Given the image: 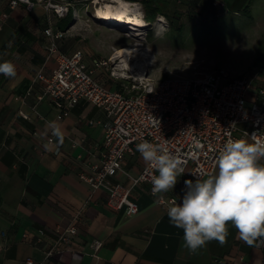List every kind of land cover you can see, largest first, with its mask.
<instances>
[{"label": "crops", "instance_id": "obj_1", "mask_svg": "<svg viewBox=\"0 0 264 264\" xmlns=\"http://www.w3.org/2000/svg\"><path fill=\"white\" fill-rule=\"evenodd\" d=\"M8 2L0 0V15L6 14L0 27V62L12 61L17 75L0 74V264H25L27 257L38 264H264V247L247 246L231 223L225 244L213 240L196 253L189 252L182 246L183 230L169 221V206L158 201L159 195L152 194L146 182L132 188L138 212L128 215L124 206L109 207L106 189H91L80 180L79 168L101 159L106 114L81 99L58 117L60 111L48 97L38 99L43 81L37 76L50 73L56 65L54 55L48 56V37L43 31L48 21L64 32L59 49L65 53L81 49L90 64L98 40L90 42L83 34L92 22L91 16L80 15L88 12V5L84 6V0H67L69 12L57 17L39 4L27 11L24 6L12 9ZM155 2L174 21L188 15L216 19L225 11L252 18L256 7L264 5V0H222L218 7L211 0ZM131 3H138L142 11L140 2ZM162 20L167 19L158 14L156 21ZM98 72L95 76L101 81ZM46 121H56L65 132L59 151L44 147L56 142L45 128ZM144 163L140 155L126 156L124 170L113 181L130 186L129 175H136ZM185 180H195L188 168L173 190L159 194L174 196L180 203ZM73 222L77 233L48 256L58 234ZM94 239L102 241L97 259L91 246Z\"/></svg>", "mask_w": 264, "mask_h": 264}, {"label": "built area", "instance_id": "obj_2", "mask_svg": "<svg viewBox=\"0 0 264 264\" xmlns=\"http://www.w3.org/2000/svg\"><path fill=\"white\" fill-rule=\"evenodd\" d=\"M221 3L222 0H211L213 7ZM37 4L57 17L65 16L70 9V3L63 0L8 2L12 9L24 6L27 11ZM5 16L0 15V27ZM43 31L48 37V56L54 55L56 65L50 73L38 74L37 77L43 81L38 99L48 97L59 109L58 117L81 99L92 102L106 114L101 159L82 165L78 177L91 189H106L110 208L124 206L128 215L137 213L138 205L132 198V188L143 182L149 184L150 192L154 194L151 178L158 173L146 163L136 175H129L130 186L113 181V177L124 170L126 156L140 155L136 145L143 140L154 145L167 142L169 151L182 159L184 171L188 168L194 179L214 173L216 156L229 139L244 138L252 142L251 135L255 133L256 140L264 143V77L259 80L254 98L247 97L249 86L254 83L259 70L264 68L236 76H231L224 69H216L193 76L165 77L143 89L133 85L132 91L126 92L112 88L95 76L98 69L107 65L105 59L92 58L87 64L81 49L71 53L61 51L58 40L64 32L54 28L50 21ZM156 195L164 205L171 206L177 202L174 196ZM77 231L76 224L71 223L58 234L47 255L58 249L60 243L68 242ZM91 246L97 259L102 241L94 239ZM25 264L38 263L27 257Z\"/></svg>", "mask_w": 264, "mask_h": 264}, {"label": "rangeland", "instance_id": "obj_3", "mask_svg": "<svg viewBox=\"0 0 264 264\" xmlns=\"http://www.w3.org/2000/svg\"><path fill=\"white\" fill-rule=\"evenodd\" d=\"M84 1V6L88 5V12L80 15L84 19L91 16L92 22L89 21L83 34L90 42L98 40L90 58L107 61V65L99 69L98 76L101 81L117 89L128 92L132 91L133 85L143 89L161 78L193 76L216 69H224L231 76H236L264 68V54L260 64H253L260 48L264 52V23L257 22L264 20L262 4L256 7L252 18L225 11L226 14L216 19L204 21L206 17L203 16H187L180 24L162 20L137 27L109 26L97 19L94 15L96 7L109 0L98 5L93 4L92 0ZM133 6L142 14L138 3ZM257 16H260L259 19ZM125 46L139 48L138 53L128 51L123 55L118 54V49ZM137 77L143 79L138 80ZM261 77H264V70H259L254 83L249 86V99L254 98Z\"/></svg>", "mask_w": 264, "mask_h": 264}, {"label": "clouds", "instance_id": "obj_4", "mask_svg": "<svg viewBox=\"0 0 264 264\" xmlns=\"http://www.w3.org/2000/svg\"><path fill=\"white\" fill-rule=\"evenodd\" d=\"M0 74L15 78V64L3 60ZM45 128L56 139L51 146L45 144V149L58 150L65 140L62 126L46 121ZM251 140L229 139L216 156L217 171L204 179L185 180L180 203L173 202L166 209L170 223L183 230L182 246L189 252L196 253L213 240L225 244L229 223L247 246L264 247V143L256 140L255 133ZM136 151L158 173L151 178V191L156 194L173 190L184 173V162L169 151L167 142L154 145L143 140Z\"/></svg>", "mask_w": 264, "mask_h": 264}, {"label": "bare ground", "instance_id": "obj_5", "mask_svg": "<svg viewBox=\"0 0 264 264\" xmlns=\"http://www.w3.org/2000/svg\"><path fill=\"white\" fill-rule=\"evenodd\" d=\"M101 6H97L95 10V17L102 20L103 23L114 26V25H133L137 27H144L147 22L144 21L142 15L132 8L134 3L125 0H109ZM99 3L98 0H96ZM134 7V6H133ZM101 13H106L102 15ZM139 48L127 47L118 49L117 53L123 55L128 51L138 53ZM140 53V52H139ZM138 80H142L143 77H137Z\"/></svg>", "mask_w": 264, "mask_h": 264}, {"label": "trees", "instance_id": "obj_6", "mask_svg": "<svg viewBox=\"0 0 264 264\" xmlns=\"http://www.w3.org/2000/svg\"><path fill=\"white\" fill-rule=\"evenodd\" d=\"M126 1L140 2L141 3L142 12H143V19L145 22H147L148 25H151L154 21H156L158 14L164 15L165 18L167 19V21H169V23H172V24L182 23V20L181 21H174L173 19H170L169 17H167V15L162 13V11L159 9L158 5L156 4L155 0H126ZM188 16H190V15H188ZM202 20L203 19H200V21H202ZM205 20L206 19H204V21ZM261 50L262 49L260 48V50L258 51L257 55L255 56V58L253 60V64H260L261 56H262V54H264V52H262Z\"/></svg>", "mask_w": 264, "mask_h": 264}, {"label": "snow or ice", "instance_id": "obj_7", "mask_svg": "<svg viewBox=\"0 0 264 264\" xmlns=\"http://www.w3.org/2000/svg\"><path fill=\"white\" fill-rule=\"evenodd\" d=\"M102 15H105L106 13H101Z\"/></svg>", "mask_w": 264, "mask_h": 264}]
</instances>
